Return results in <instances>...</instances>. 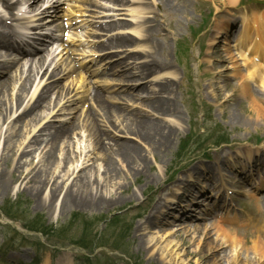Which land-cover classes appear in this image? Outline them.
Returning <instances> with one entry per match:
<instances>
[{"label": "rangeland", "instance_id": "obj_1", "mask_svg": "<svg viewBox=\"0 0 264 264\" xmlns=\"http://www.w3.org/2000/svg\"><path fill=\"white\" fill-rule=\"evenodd\" d=\"M13 4L18 3V5L14 6L12 10L4 9L0 6V21L3 23L8 22L12 23L11 16L15 17V22L17 24H22L28 21L31 12L35 11L42 3L44 7L40 11H44L48 8V16H41L42 21L55 19V15L60 16L58 21L67 22L68 17V2L66 0H61L60 5H57V0H54L52 3L48 4L47 0H8ZM208 0L204 1L202 5L189 7L187 10L183 12H178L175 14L173 11L171 15L165 9V6H161L160 8H155L154 6H149L150 11L154 13H148L144 16L141 21L144 22L145 17L148 16L149 21L152 22L153 25H159L158 34H154V40L159 44H161L163 51L160 52L158 58L159 60L166 59L171 67H174L178 72V84L177 87H174L175 96H176V104L179 108L181 119L176 117H162L152 109L145 105L143 99H133L123 100L119 98L120 89H127L129 87L135 88L140 85H145L149 79L141 82H122L117 77H112L117 79L118 81H112L109 84V88L106 85L95 86L93 87H75V91L71 94L70 97L75 96L77 101H86V97L88 93H91L94 89L100 90L101 93H104L101 90H104L106 93L104 95H113L117 94L120 103L123 105L130 106L132 108H137L140 112H151L155 114V116H151L152 119L156 121H161L165 125H169L173 127L176 131L174 136L172 137V146L166 153L165 157H158L154 159L152 155L148 154L149 161H151L152 170L150 169L151 174H156L158 177V181L149 186L146 185L144 177H140L139 179H126V170L120 169L121 164H116L121 172L120 183L122 185H126L123 190H128L134 194L132 200L128 199L123 203L115 205L106 210L101 209H93L88 210L87 208H74L70 209V207L62 208L61 203L65 193L72 187H75L77 179L82 176L88 178L93 183L91 186L97 188V184L101 185L105 180V167L103 161V153L99 147L96 146L95 138L92 136L87 126L83 128V131L76 136V139H80L79 141L73 140L69 146L63 145L62 148L57 152L54 156L53 161L54 164L50 167H47L45 163V144H43L41 130L47 125L61 123H67L73 120V117L80 116V126H84V114L81 113L80 106L77 101H73L68 104V109L64 111L60 116H56V112H52L51 109L46 110L42 113L41 121L38 124L31 123V125H27L23 129V139H13V132L18 130V126L14 125V120L19 117L26 108H30L33 103L36 101L37 97L40 95L43 89L51 83L59 82L60 88L67 87L71 82H76L73 77H71L72 70L68 63L65 60L59 61L58 59L55 61H48L46 66H32L34 69L31 72L32 76H35V83L33 87H29L26 94L24 95V101L19 107L14 108V111L8 115V119L0 122V172L4 170L8 177L15 178L19 173H15L11 175V172L16 168V166L21 167V171H24L25 174L32 171L29 176V179L33 178L34 174L40 173V171H44L43 173H47L53 181L51 185L58 181L61 186V193L52 203V205H48L49 200H43V198H48L50 194V188L47 187L40 194L39 198H34L33 192L31 190V184L26 185L22 181L14 182L11 185V189L8 192L6 189H2L0 186V216L2 212V208L5 206V202L13 201L16 198H21L24 207L23 211H26L28 219L33 218H42L47 225L53 226L54 229H61L64 225H67L73 215H82L86 218H97L104 219L108 217H114L118 211H123L121 218L129 221L131 223V232L126 240L128 250L127 253L123 254L122 251H114L113 249H100L97 250L95 254L92 256H86L84 251H81L79 248H76L74 245L60 248L52 247L55 243H65L61 242L60 239L49 237V243H47L46 238L38 233H30L24 228V224L21 222H12L13 225L17 226L20 231H12L10 229H5L2 225L6 223L0 221V261L5 264H30V258L34 259L33 264H57V261L63 259L66 256H69L70 264H174L173 254L168 249H165L164 240H160L157 242V239L161 238V234L156 230L153 234L146 237L144 240L147 242L145 248H150L156 244L155 253H150L148 249L145 250H137L135 239L139 238L143 232L139 231V228L142 227L147 219L150 217L151 210L158 203H167L170 197L174 196L178 193V187L183 183V180L188 176L186 175L189 171L200 165L211 166L212 172H215L212 164H214V159L216 157L217 152L225 153V156H231L232 154L241 151L242 154L245 153V149L252 148L255 145L258 139L263 141L260 143V148L262 152H264V117H259L255 115V109L253 108V104L251 103V98L246 99L241 96L239 89L240 87H236L239 83L238 80L234 78L233 70L231 68V63L226 61V63H221L215 61L213 63V57L215 60L221 58L225 59V55L222 51V38L218 39V45L214 52H211V56H213L212 63L208 62L202 57L205 55L206 50L209 48V40L215 34L213 27L214 22L213 19L210 20L211 12L217 13L219 10H223L222 3L224 0ZM126 3V1L124 0ZM1 3V0H0ZM246 3V0H245ZM24 6L27 10L28 14L26 16L22 15L21 12L17 9L19 6ZM82 5L86 6V8H92V4L90 1H83ZM111 9H116L119 11H111L109 12L116 22H129V10L135 8V6H129L128 4L125 7H115L113 4H110ZM140 7L141 5H137ZM57 11V12H55ZM185 12V13H184ZM225 13V12H224ZM224 13H220L218 15V19L222 20L225 18ZM90 12L86 13L88 16ZM216 16V15H215ZM214 16V17H215ZM213 17V18H214ZM230 16H226L228 18ZM33 18V17H32ZM83 19H89L88 17H84ZM81 19V20H83ZM5 20V21H4ZM34 21L42 22L38 17L33 18ZM91 20V19H89ZM203 20L210 21L208 29L200 35L198 38H194L192 32L189 30L192 27L199 28L202 25ZM59 24H56L53 29L56 30L55 34H58ZM147 27V25H146ZM144 27V30L145 28ZM132 27L124 30L115 31L110 34V36L115 35H129V30ZM37 31L48 33V30L36 29ZM88 30L87 27L79 29V31ZM213 30V31H212ZM77 31V30H74ZM89 32V31H88ZM120 33V34H119ZM120 39V37H117ZM146 40V38L144 39ZM142 41L143 43H139L136 47L128 48L125 51L128 53H135L138 51H150L146 41ZM181 42L185 43L187 49L180 50ZM219 42H221L219 44ZM100 43H104V40H100ZM178 44V46H177ZM140 47V48H138ZM144 49V50H143ZM176 50V57H175ZM38 56H44L38 55ZM120 58H117L119 60ZM106 60V58H100L98 61L102 63ZM82 60H80L81 62ZM144 61V60H143ZM181 62L183 64L182 68L178 65L177 62ZM79 62V61H78ZM91 65V62H87L83 64L81 67L85 69L88 81H95L96 77H92L90 75V71L86 70V67ZM30 65L21 66L20 70L27 71L31 70L29 68ZM103 67V66H102ZM47 68V70H46ZM55 70L60 71V75L57 77H52V74ZM19 75V72H18ZM118 84V85H116ZM20 82L16 81L11 83L10 94H8V103L10 104V100L19 90ZM71 89L73 87H70ZM107 88V89H106ZM114 89V91L108 90ZM155 89L156 87H151ZM132 92H137L133 91ZM254 95L259 97V90L257 88H253ZM127 93L124 92V94ZM68 91H66L63 97L68 95ZM151 94H154L151 92ZM263 94V93H262ZM83 95V96H82ZM158 95V94H156ZM6 96V95H5ZM114 96V95H113ZM61 97V98H63ZM57 98V97H56ZM55 98V101L58 99ZM60 98V99H61ZM6 99V98H4ZM13 102L11 101V104ZM251 105V106H250ZM142 108V109H141ZM205 113V116H204ZM195 115L194 124L191 123V115ZM235 116V117H232ZM205 117V118H204ZM232 120H236L232 122ZM170 123V124H169ZM205 123V130L208 135L211 136L212 131L215 129L223 128V131L220 133H226L229 137V144L223 145L220 147L218 151L216 149L211 150V159L210 161L200 162L199 159H193L192 162L185 164L184 167L179 169L176 164L179 163L178 156L179 153L178 147L181 145L185 139L189 135H193L197 133L199 126ZM34 125V127H33ZM175 125V126H174ZM177 127V128H176ZM118 125L113 120H108L107 129L113 130L117 133H120L121 138H126L128 136L123 133V131H119ZM202 130L201 132H203ZM9 133L10 139L13 140L12 144L5 145L6 138ZM15 133V132H14ZM41 134V136H39ZM37 140L35 144L34 137ZM226 137V138H228ZM130 139H134L133 136H128ZM136 139V138H135ZM137 140V139H136ZM105 145L113 146L114 144L110 143V139L104 140ZM213 145L204 144L198 146L201 149H206ZM15 147V152L13 157L5 160L9 153L7 151L11 148ZM7 148V149H6ZM199 148L195 149V152H200ZM117 162V161H116ZM155 167V170L154 168ZM182 171L180 172V170ZM179 171V172H178ZM174 175L171 176V174ZM230 174L228 169L225 173H223L224 177H228ZM171 176V177H170ZM173 178V179H172ZM182 179V180H180ZM263 179V177H262ZM113 189V188H112ZM156 189H159V193L155 197V200L151 207L147 208V205L151 204L152 196ZM116 190L113 189V191ZM216 189H211V192L214 193ZM248 191V190H246ZM20 195V197H18ZM264 195L260 196V199L263 200ZM241 200L248 201V204L244 203V207H246L243 211L239 213L241 217L246 218H256V222L260 219H264V212L261 215L258 213L255 214L250 208L255 201L247 197L245 194L240 196ZM145 200V201H144ZM163 201V202H161ZM243 201V202H244ZM46 203V205H44ZM8 204V203H7ZM6 204V205H7ZM197 211H200L198 209ZM174 214V213H173ZM200 215V214H199ZM3 217V216H1ZM202 217V216H198ZM5 218V217H3ZM8 226V225H6ZM11 226V225H10ZM12 227V226H11ZM106 223L102 222L98 225L99 234L105 235L106 233ZM15 229L14 227H12ZM180 230L175 226L173 228V232L176 230ZM253 230V229H252ZM240 231L239 234H246V239L250 242L249 233L252 231ZM79 232V229L74 230V235L69 234L66 236L68 240L71 242H66L72 244V241H75L73 236H76ZM213 238H217L216 230L212 232ZM182 237L186 240H189V247L186 249V252H194L199 251L200 247L196 248V242L191 239L190 234H185ZM155 238V240H153ZM213 239V240H214ZM179 240V239H177ZM221 242L217 241V249H220ZM162 248V249H161ZM240 248V247H239ZM162 250L163 254H157L156 252ZM228 254L231 249H226ZM241 250L236 249V256L234 252L228 259V261H224V264H248L245 258H239L238 254ZM122 252V253H120ZM220 251H215V254H219ZM246 255L251 256L254 259L251 249L245 250ZM20 254H25V258L20 259ZM89 254V253H86ZM19 255V256H17ZM85 257L89 259H85ZM191 257V258H190ZM187 257L190 264H197L196 261L198 258L195 256ZM12 258H15L16 261H12ZM192 258L194 259L193 261ZM68 261V264H69ZM199 261V260H198ZM253 264V263H251Z\"/></svg>", "mask_w": 264, "mask_h": 264}, {"label": "bare ground", "instance_id": "obj_2", "mask_svg": "<svg viewBox=\"0 0 264 264\" xmlns=\"http://www.w3.org/2000/svg\"><path fill=\"white\" fill-rule=\"evenodd\" d=\"M36 1V0H35ZM115 2V5L121 6L119 4L120 2H123V0H113ZM159 2V0H157ZM156 0H149L148 6L154 5ZM173 2V1H172ZM227 4L229 6H232L233 8H236V0H226ZM3 3L7 5V7H10V4L3 0ZM129 3V2H127ZM188 0H176L175 5H173L174 10L180 11V10H186V7L188 5ZM157 7L159 4H156ZM134 13L137 15H141L142 12L139 10H134ZM46 13V12H45ZM42 13V14H45ZM231 16L233 14L231 12H228ZM241 19L243 22V26L245 28L244 34H241L239 36L238 41L239 44H241V48L244 50V54H251L254 56L255 59H260L261 61H264V11L263 12H244L240 13ZM231 22V21H229ZM125 24V23H123ZM148 24V23H147ZM118 23H112L108 25H100V30L108 31L111 27L117 26ZM234 24H229L226 27L225 35L228 34L230 31L232 32L234 30ZM0 26L3 28L4 26ZM257 28V29H254ZM148 30H155V25H149L147 28ZM249 31H253V34L250 36ZM14 31H7V30H0V50L6 51L5 54L0 55V122L3 121L8 115L14 110V105L19 106L24 101V94L27 92L28 85L31 83V72L34 71V69H29L28 75L25 78V81L22 83V86H20V89L16 93V99L15 104H11L12 98L10 100V104L8 103V91L10 89L11 81L14 79V73L17 69L18 65L22 64L21 66H27L28 64L34 65L37 62L41 65L45 63V58H43V63L41 62L42 59H39L36 61V57L31 58L28 60L27 58L29 56H35V54L26 53L24 51H19L18 58L8 59V54H11L15 52V48L12 43V37H13ZM259 33V34H258ZM222 34V33H221ZM258 34L259 37L255 38V35ZM251 38V39H249ZM33 38H29V41L25 42V45L30 47L33 44ZM251 40V41H250ZM213 41L215 39L213 38ZM23 43V42H21ZM130 43H122V44H130ZM226 43V42H225ZM110 45H115L114 42H111ZM105 44H101L100 47H104ZM239 47V46H237ZM157 48V46H156ZM226 52L232 57L234 60V56H232V49L228 47L226 49ZM1 53V52H0ZM140 55L132 56V58H138ZM220 61H224L223 59H219ZM241 59H237V61L234 62V66L236 70L241 74L242 70L240 69L242 66L239 64V61ZM211 62V61H210ZM249 63H251L249 61ZM121 64V63H120ZM151 69L147 67H143L141 69V73L144 74V72H149L151 75V71L157 72L156 67H159V64L156 61H153L152 63L147 64ZM249 65V64H248ZM250 68L256 67V69L247 76L243 74L241 80H240V91L243 94L248 95L252 103L254 105L255 109V115L259 117H264V96L261 97H255L253 94L252 87H259V91L264 92V66H260L255 63H251L249 65ZM160 69H164V64L160 63ZM140 73V70H137V75ZM146 74V73H145ZM130 73H123L122 77L123 79H128L132 76H129ZM16 79V78H15ZM21 80V79H19ZM79 86V85H78ZM163 90L166 93L167 97H165L164 100H152L153 106L152 111L161 113V115L169 116L174 113H176L175 109V101L172 98V91L170 85L166 84L163 85ZM138 93L134 92H127L129 96H132L134 98L140 99L139 92H142L144 90V87H138ZM59 90V87H46V90L43 91V93L39 96V99L37 100L36 104L23 112V114L15 121L14 125L17 127L18 130L14 131L13 139H23V129L27 125H31V123H34L39 119V111L37 110L38 107H44L47 103V98L49 95L56 93ZM8 92V93H7ZM61 91L59 93V96L61 95ZM6 95V96H5ZM6 98V99H4ZM50 99L52 100L51 96ZM112 100V98H111ZM113 100H115L113 98ZM52 102V101H51ZM96 102L99 106L105 108L106 110H111V107L106 106L104 102V98L101 95L96 96ZM123 120L125 122L124 125H122V129L128 134L134 136L138 143L134 142L133 140L124 139V140H118V138L115 135L108 134L103 129H100L96 124L88 125L87 129L91 132L92 136L95 138L96 146L99 147L103 153V161L106 165L104 173H105V180L101 185L97 184V188L95 189L94 186H91L93 183L86 177L80 176L75 184V187L70 188L63 197L61 207L62 208H68L74 209V208H87L88 210L93 209H101L106 210L111 207H114L115 205H118L120 203L125 202L126 200L130 199L132 200L134 197V194L131 192H128V190H123L126 185H122L119 181L121 172L119 168L117 167L114 157L117 158L118 164H121L120 169L126 170V179H139L140 177H144L145 183L147 186L154 184L158 181V177L156 174H151L150 169L151 163L149 161L148 154L153 155L154 159H157L158 157L165 156L168 150L172 146V137L175 134L174 129L169 126L165 125L159 121H155L151 119L150 115L140 113L139 111H135V114L130 116L123 117ZM50 126V125H49ZM77 125L75 123H62L58 126L53 125L48 127L47 129H44V133L46 134V139L44 140L46 143V147L49 148L46 157H45V163L47 164V167H50L54 164L53 158L56 155V152L58 151L60 144L62 141L67 139V142H69L70 137H73L75 135V132L77 131ZM11 133H9L8 137L6 138L5 145L10 141L7 145L12 144L13 140L10 139ZM110 139V143L114 144L113 146H107L104 143V140ZM37 143V142H36ZM35 143V144H36ZM68 146V145H67ZM7 149V148H6ZM8 157L5 160H8L9 158L13 157V154L15 152V147L8 150ZM243 156V155H242ZM1 157V156H0ZM2 158V157H1ZM239 158L240 157H236ZM236 158L234 160H236ZM3 159V158H2ZM242 159V158H241ZM245 165L243 166L242 170H235V173H242L243 171H246L247 168L250 167V170L248 173L250 175L247 177L246 175L242 177V180H238L237 184L241 187V190L243 189V186L247 184L251 188L250 195L252 197H256L257 193L264 192V179H262L260 182H256L257 176H264V155L259 154V152L252 153L249 152L247 156L245 157ZM221 162H218L220 164ZM234 168V165H230ZM252 166V167H251ZM20 166H16L14 170L11 172V175L15 173H19L15 178L8 177L7 173L2 170L0 172V186L4 190H8V192L11 189V185L14 182L22 181L26 185L31 184V190L33 192L34 198H39L42 191H44L49 185H51L53 178H51L47 173H43L44 171H40V173L34 174L33 178L29 179L30 174L32 171L25 174L24 171L20 170ZM203 174L206 170H202ZM202 179H206V177L203 175ZM243 181V182H242ZM215 184L220 185L219 180H215ZM192 188H189L186 192L182 193L179 196V200H183L186 198L188 193H191L193 191V188L200 191V193L205 194L207 193L206 186L199 184L195 181H191L190 183ZM116 188V190L113 191V189ZM61 193V186L59 185L58 181L54 182L51 185L50 188V194L48 198H43V200H49L48 205H52V203L55 201V199L60 195ZM208 194V193H207ZM229 197V193H228ZM228 201L231 200L226 199ZM236 201V198H233V202ZM46 205V203L44 204ZM161 203H157L153 209V211L150 214V217L147 219L145 224L139 228L140 232H143L139 238L135 239V244L137 250H145L149 248H145V245H147V242L144 240L149 235L153 234L154 231L158 230L159 234H161V238L157 239L156 241L159 242L160 240H164V246L165 249H168L171 254H173L174 259H171V261H174V264H190L187 257L195 256L198 258L196 261L197 264H224V261H226L225 256L227 255L226 246L231 247L234 251V255L236 256V247L239 245H242L240 248V252L238 254L239 258H245L246 261H248V264H264V232L262 227L259 225V222H257L255 225L256 228H253L252 232L249 233L251 240L250 244L249 241L246 239V234H244L243 238L239 239V235H237V231L234 229V225L238 224L240 226L241 223L245 222L248 224L247 226H240L242 227H248L250 226V223L253 222L254 218L251 219H237V217H232L229 220H221L220 218L216 220L215 222H208L210 219V216L215 215L216 211L220 208V205L215 201H213V204L211 205L210 212L203 216V220L207 223L204 224H196L193 223L194 217H189L185 211L173 222H171L170 217L172 216V213L175 211L172 207H167L165 210V213L163 215H160V211L162 209ZM226 207V203L224 202V209ZM261 209L262 207L259 206ZM233 213V205L231 202L228 203V214L231 215ZM159 216V217H156ZM162 217H165L164 219H161ZM179 226V228H183L186 231L190 233V236L194 241L197 242V247H200L201 252L197 253H191V252H185L186 249L189 247V241L183 239L181 233V230H177L175 233L173 232L174 225ZM172 227V228H171ZM218 229V236L220 237L221 244L220 249H217V240H213L211 237L212 229ZM206 231V234H205ZM233 231V232H232ZM172 232L174 234H172ZM186 233V232H185ZM236 234V235H235ZM177 239H180L178 241ZM155 240V238H153ZM241 243V244H240ZM186 248V249H185ZM162 249V248H161ZM251 249L252 254L254 255V258L256 260H251L248 255H246L245 250ZM210 254L204 253L206 251ZM156 251V244L152 246L149 250L150 253H155ZM215 251H220V253L217 255L215 254ZM157 254H163L162 250H159L156 252ZM191 258V257H190ZM68 257L66 256V260L64 261L65 264H67ZM194 259L192 258L191 261ZM213 260V261H212ZM263 260V261H261ZM212 261V262H211ZM211 262V263H210Z\"/></svg>", "mask_w": 264, "mask_h": 264}]
</instances>
